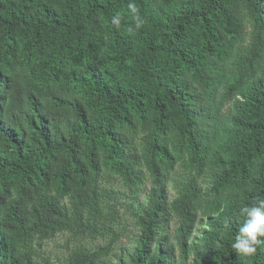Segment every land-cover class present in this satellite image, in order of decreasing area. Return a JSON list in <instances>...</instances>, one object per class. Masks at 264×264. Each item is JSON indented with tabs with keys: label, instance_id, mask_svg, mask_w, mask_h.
Instances as JSON below:
<instances>
[{
	"label": "trees",
	"instance_id": "16d2710c",
	"mask_svg": "<svg viewBox=\"0 0 264 264\" xmlns=\"http://www.w3.org/2000/svg\"><path fill=\"white\" fill-rule=\"evenodd\" d=\"M260 199L264 0H0V264H264Z\"/></svg>",
	"mask_w": 264,
	"mask_h": 264
},
{
	"label": "rangeland",
	"instance_id": "374dc122",
	"mask_svg": "<svg viewBox=\"0 0 264 264\" xmlns=\"http://www.w3.org/2000/svg\"><path fill=\"white\" fill-rule=\"evenodd\" d=\"M230 110H231V103H229L225 107L223 113L227 116H230L231 114ZM172 177L175 178L176 176L173 175ZM174 184L175 183L173 180L169 182V196L171 200L174 199V197L176 196V190L174 188ZM113 186L120 192L129 194V191L126 188H124L120 183H116ZM207 188H210V187L207 186L206 189ZM150 189H151V181L147 175L145 184L143 186L144 192L140 196L141 200L144 199L145 195L149 192ZM121 202L122 204H124L122 206L120 203L121 205L120 211L122 212L121 213L122 219H123L122 223H123L124 228H123V232L121 235V240L117 243V247L119 246L129 247L133 243L134 235L137 233V228L133 226L132 224L133 220L130 214H128L127 204L129 200L125 196H122ZM175 223L176 222H174L171 226L172 231L174 230L176 226ZM69 240H70V237L68 234H59L55 238L43 243V245L41 246V253L45 256L47 260H49L50 264H63L64 258L66 257V254H67V247H68L67 243ZM104 242H105L104 240H98L94 243H90L86 241L85 244L88 247H91L94 245L96 246L97 244H104ZM73 246H74V242L72 241L71 247Z\"/></svg>",
	"mask_w": 264,
	"mask_h": 264
},
{
	"label": "clouds",
	"instance_id": "9594fccd",
	"mask_svg": "<svg viewBox=\"0 0 264 264\" xmlns=\"http://www.w3.org/2000/svg\"><path fill=\"white\" fill-rule=\"evenodd\" d=\"M128 7L133 13L136 12L133 4H129ZM136 19L137 26H139V17L137 16ZM112 23L119 26V14L113 17ZM240 215L245 217V220L238 229L232 248L242 256H251L256 253L257 245L264 243L262 239L264 238V199L250 205H242Z\"/></svg>",
	"mask_w": 264,
	"mask_h": 264
}]
</instances>
